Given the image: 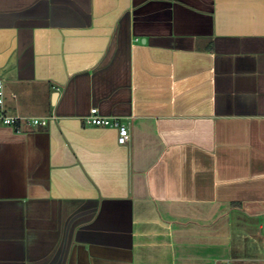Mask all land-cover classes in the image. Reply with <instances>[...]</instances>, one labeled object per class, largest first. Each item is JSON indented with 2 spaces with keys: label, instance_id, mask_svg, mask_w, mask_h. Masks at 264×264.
I'll return each mask as SVG.
<instances>
[{
  "label": "crops",
  "instance_id": "obj_1",
  "mask_svg": "<svg viewBox=\"0 0 264 264\" xmlns=\"http://www.w3.org/2000/svg\"><path fill=\"white\" fill-rule=\"evenodd\" d=\"M0 79V264H264V0H0Z\"/></svg>",
  "mask_w": 264,
  "mask_h": 264
},
{
  "label": "built area",
  "instance_id": "obj_2",
  "mask_svg": "<svg viewBox=\"0 0 264 264\" xmlns=\"http://www.w3.org/2000/svg\"><path fill=\"white\" fill-rule=\"evenodd\" d=\"M48 118H34L11 114L6 107L4 81L0 79V126L13 127L19 130L21 126H42L45 127ZM84 124L94 127L115 128L117 131L116 142L118 145H125L128 138V128L116 117H105L98 113L97 108H90L87 116L84 117ZM226 264H231L227 262Z\"/></svg>",
  "mask_w": 264,
  "mask_h": 264
},
{
  "label": "rangeland",
  "instance_id": "obj_3",
  "mask_svg": "<svg viewBox=\"0 0 264 264\" xmlns=\"http://www.w3.org/2000/svg\"><path fill=\"white\" fill-rule=\"evenodd\" d=\"M21 107V114H22V116H32V115H44L43 113H42V110H41V108H40V106H38V105H35V104H33V105H28V106H20ZM14 113V112H13Z\"/></svg>",
  "mask_w": 264,
  "mask_h": 264
}]
</instances>
